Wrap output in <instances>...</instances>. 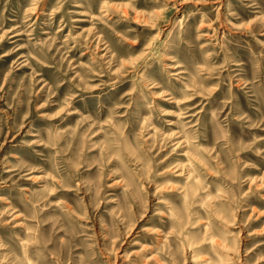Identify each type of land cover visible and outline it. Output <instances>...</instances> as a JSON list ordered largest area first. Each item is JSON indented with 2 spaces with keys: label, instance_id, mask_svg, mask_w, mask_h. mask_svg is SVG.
Here are the masks:
<instances>
[{
  "label": "rangeland",
  "instance_id": "rangeland-1",
  "mask_svg": "<svg viewBox=\"0 0 264 264\" xmlns=\"http://www.w3.org/2000/svg\"><path fill=\"white\" fill-rule=\"evenodd\" d=\"M0 264H264V0H0Z\"/></svg>",
  "mask_w": 264,
  "mask_h": 264
},
{
  "label": "bare ground",
  "instance_id": "bare-ground-1",
  "mask_svg": "<svg viewBox=\"0 0 264 264\" xmlns=\"http://www.w3.org/2000/svg\"><path fill=\"white\" fill-rule=\"evenodd\" d=\"M168 100V99H167Z\"/></svg>",
  "mask_w": 264,
  "mask_h": 264
}]
</instances>
